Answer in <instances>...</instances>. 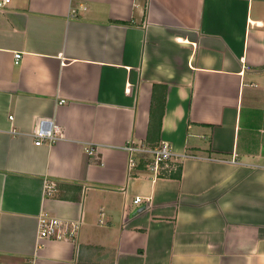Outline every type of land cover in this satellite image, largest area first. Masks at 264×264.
<instances>
[{"label":"crops","instance_id":"obj_1","mask_svg":"<svg viewBox=\"0 0 264 264\" xmlns=\"http://www.w3.org/2000/svg\"><path fill=\"white\" fill-rule=\"evenodd\" d=\"M129 140L178 169L128 174ZM0 264H264V0L4 3Z\"/></svg>","mask_w":264,"mask_h":264},{"label":"built area","instance_id":"obj_2","mask_svg":"<svg viewBox=\"0 0 264 264\" xmlns=\"http://www.w3.org/2000/svg\"><path fill=\"white\" fill-rule=\"evenodd\" d=\"M9 0L0 1V7ZM21 57L20 53L14 54L15 63ZM11 118V116H9ZM34 144L39 145L43 141L53 143L60 137L59 127L53 121H41L40 125L32 132ZM127 151V173L135 167L137 161L140 160V166L147 171L152 172L155 176L168 174L171 171L178 169L177 154L172 150L167 143H159L154 146H148L143 143H135L129 140L125 145ZM95 151L94 145L87 146V152ZM53 187L47 185L46 194H51ZM142 198L136 196L132 199V203L139 206L142 203ZM128 204H124L123 210L127 212ZM80 222L72 220H63L56 216L50 215L48 212H42L38 218L39 238H52L57 240H75L79 229Z\"/></svg>","mask_w":264,"mask_h":264}]
</instances>
